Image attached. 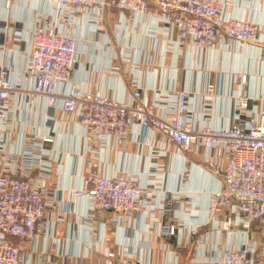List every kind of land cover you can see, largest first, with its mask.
I'll list each match as a JSON object with an SVG mask.
<instances>
[{"label": "built area", "instance_id": "built-area-1", "mask_svg": "<svg viewBox=\"0 0 264 264\" xmlns=\"http://www.w3.org/2000/svg\"><path fill=\"white\" fill-rule=\"evenodd\" d=\"M14 1L0 0V14L10 12ZM107 4V0H49L51 10L37 14L33 21L24 68L0 66V264H22L27 248L32 250L36 238L47 234L60 204L50 184L52 155L44 147V143L52 142L49 134L24 136L18 150L7 147L6 133L13 130L10 121L16 110L21 106L29 112L41 100L46 104L45 128L52 129L57 108L74 117L90 154L83 186L71 193L73 200H88L80 224L88 232L90 249L109 240L112 228L127 230L140 216L155 223V212L167 211L168 201L157 198L162 165L151 164L155 173L149 175L156 181L146 186L128 172L110 174L99 169L101 160L95 155L103 154L114 143L125 148L132 130L140 127L160 139V149L151 157L166 155L170 145L175 154L203 150V165L222 179L221 187L209 198V223L215 225L213 230L218 234L245 233L244 240L225 246L217 259L191 262L264 264V97L250 98L239 92L233 101V122L215 128L209 123L206 103L198 110L203 124L196 125L194 99L183 90L159 92L150 104H145L142 88L135 80L127 101L84 90L72 80L73 70L81 63L78 38L66 29L80 18L96 33L102 32ZM111 4L133 21L148 16L151 36L164 32L168 39V33L175 31L177 45L199 52L227 48L231 43H263L259 38L261 26L224 16L220 0H112ZM2 22L1 17L0 32ZM3 50L5 46L0 43V53ZM237 78L241 87L246 84L245 74ZM65 85L69 86L68 93L61 95L57 86ZM208 92H213L212 86ZM251 101L255 105H250ZM63 215L58 212L55 220L61 222ZM198 228L190 230V237L195 238ZM176 230L169 225L163 233L174 235ZM195 246L202 251L201 238L196 239ZM151 248L150 240L137 239L134 247L119 250V264H135L136 250ZM104 253L106 264H113L115 253L107 249ZM40 259V264H68L66 257L55 262L51 251L41 252Z\"/></svg>", "mask_w": 264, "mask_h": 264}, {"label": "crops", "instance_id": "crops-1", "mask_svg": "<svg viewBox=\"0 0 264 264\" xmlns=\"http://www.w3.org/2000/svg\"><path fill=\"white\" fill-rule=\"evenodd\" d=\"M107 1L101 19L102 32L96 33L80 18L66 29L78 38L81 63L73 70L72 80L84 90L127 101L133 94L135 80L142 88L145 104L156 99L159 92L183 90L194 99L196 125L203 124L198 110L206 103L209 123L215 128L228 127L233 122V101L239 92L250 98L264 97V0H220L224 16L261 26L259 38L263 43H231L227 48L202 52L177 45L175 31L168 33V39L164 32L151 36L148 16L141 15L133 21L113 6L112 0ZM50 10L49 0H15L10 12L0 14L3 20L0 43L5 46L0 53V66L12 70L24 68L33 21L37 14ZM240 74L246 75L242 87L237 78ZM56 90L64 95L69 86H57ZM250 105L255 103L251 101ZM45 117L44 100L35 102L29 112L20 106L10 121L13 130L6 133L7 147L16 150L24 136L49 134L52 142L44 143V147L53 159L50 184L60 201L47 234L36 238L32 250L27 248L22 264H40L43 251H51L55 262L66 257L68 264H106L105 249L115 253L113 264H119V250L134 247L137 239L150 240L152 248L137 249L135 264H194L192 259L205 263L217 259L225 246H235L245 239L243 232L218 234L213 230L215 225L209 223V198L221 187L222 179L203 165V150L197 154H175L174 146L170 145L166 155L151 157L160 149L159 137L151 130L135 127L125 148L114 143L103 154L95 155L101 160L99 169L110 174L128 172L138 184L146 186L156 181L149 175L155 173L151 164L162 165L158 172L162 175L161 192L157 198L164 203L168 201L167 211L155 212V223L140 216L127 230L112 228L109 240L97 249H90L88 232L80 224L88 200L71 197L73 190L83 186V172L90 154L74 117L57 108L51 130L45 128ZM56 212L64 214L61 222L55 220ZM169 225L176 227L174 235L163 233ZM194 226H199L195 238L189 235ZM197 238H201L203 252L197 251Z\"/></svg>", "mask_w": 264, "mask_h": 264}]
</instances>
